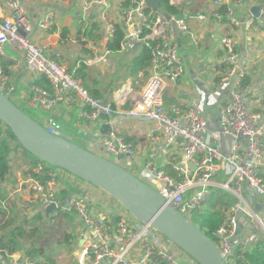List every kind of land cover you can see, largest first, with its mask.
<instances>
[{
	"label": "built area",
	"instance_id": "1",
	"mask_svg": "<svg viewBox=\"0 0 264 264\" xmlns=\"http://www.w3.org/2000/svg\"><path fill=\"white\" fill-rule=\"evenodd\" d=\"M233 1L243 3V0L210 2V16L216 24H223L225 20L234 30L242 32L256 22L264 23V0H245L250 1L248 8L261 6L259 18L249 11L245 20L237 16ZM124 2H127L126 6H123ZM187 2L169 0L170 5L181 8ZM52 3L69 5L71 2L52 0ZM221 5L225 6L223 12L218 10ZM115 6L110 12L107 0H84L82 3L84 12L94 7L100 8L97 20L100 39L97 43L91 42L93 55L84 57L82 62L87 66L105 65L114 70L107 57L111 53L107 49V42L117 24L124 32L118 53L134 50L136 42L148 47L150 68L144 85L135 90L133 83L125 84L114 93L115 99L130 101L129 109L122 112L124 116L154 123L158 141L149 152L140 179L153 185L165 203L189 221L212 191L219 189L229 193L234 198L233 204L227 208L223 222L215 232L217 240L214 243L224 262L231 264V257L238 248H244L264 236V181L261 176L264 170V112L249 107L250 89L242 84L247 57L240 52L235 36L224 35L220 38L223 53L219 64L227 67L221 82L227 87V92L217 108V114L213 115L216 122L211 124L199 94H195L188 103L165 102L167 86L175 85L185 73L176 33L189 32L188 11L178 17L158 8L153 10L155 17L152 19L145 0H117ZM195 18L206 21L208 14H196ZM54 19L55 11L49 9L38 21L32 22L23 7V0H0V56L4 54L5 45L20 52L25 68L45 76L51 85L50 90L30 85L26 103L33 108L50 110L64 99H76L89 109L85 116L90 121L111 116L116 109L110 102L105 100L101 104L103 99L92 97L74 77L73 71H68L51 58L46 45L35 42V32L50 28ZM138 77L141 78L142 74L139 73ZM134 83L138 82L135 80ZM15 91L16 86L4 78L0 63V92L11 99ZM0 127L6 128L1 121ZM58 127L53 119H49L45 129L61 136ZM3 137L0 134V138ZM161 152L166 153L169 158L167 164H172L178 176L166 174L158 164L157 157ZM104 153L106 157H126L134 153V148L114 128H110L105 134ZM41 170L42 165L38 164L33 172ZM49 176L42 183L27 173L16 191L19 192L22 185L26 186L28 194L21 206L26 209L27 218L43 212L52 223L55 216L60 214L65 220H78L81 227L75 244L78 249L77 264H199L149 222L139 220L118 201L113 199L119 208L106 210L102 199L100 203L103 209L98 211L93 207L94 202L86 197L85 191L61 196L60 191L65 186L54 171H49ZM52 203L55 207L47 214L46 208ZM0 204L4 208L7 206L5 200H0ZM257 205L260 206L259 210L255 208ZM239 223L242 227L238 231ZM168 242L173 246H169ZM0 264L47 262L32 258L24 251H15L0 253Z\"/></svg>",
	"mask_w": 264,
	"mask_h": 264
},
{
	"label": "crops",
	"instance_id": "2",
	"mask_svg": "<svg viewBox=\"0 0 264 264\" xmlns=\"http://www.w3.org/2000/svg\"><path fill=\"white\" fill-rule=\"evenodd\" d=\"M107 1L109 10L116 7L115 5L117 0ZM70 2L71 3L69 5H55L52 3V0H23V7L32 22L38 21L49 9H53L55 11L54 24L44 31L37 30L34 34V40L39 44H46L48 46L47 54L51 58L56 57L64 66L69 65L70 60H72V65L70 67H66L68 71L71 69L74 72L84 57L93 55L90 48L91 42L95 41L97 43L96 40L100 39V25L97 21L99 20L100 8L94 7L92 10L84 12L81 7L84 0H70ZM233 2V7L235 8L237 16L241 20H245L248 17V12L251 8H248L250 1L245 2V0H243V3L241 2L242 4L237 1ZM210 10L207 0H188L187 3L182 5L181 10L179 11L180 14H176L178 17H182L184 16V12L188 11L187 23L189 26V32L176 33V37L180 45L182 61L185 66V73L183 74V77L185 75L187 77L184 83L187 85V81H189L192 85L190 87L195 89V93L201 96L204 111L207 115L212 114L210 123L214 124L216 119H214L213 115L217 114V108L226 97L227 92V87L221 81L218 84L214 83V79L217 76H220L219 63L223 53L221 47L218 46V40H220V38L224 35L235 36L238 39L240 52L243 56L247 57L245 71L250 80L248 86L251 94L250 98L251 104L253 105L252 107L260 112H264V103L262 102V99H264V47L261 48L258 45L259 41L264 39V23L256 22L251 28L241 32V30H234V28L230 27L227 23L218 25L211 18H208L206 21H199L195 18L196 14H208V11ZM114 12L115 9L112 13ZM91 22L95 23L97 26L95 36L92 37L88 35L85 28L87 25V27H89L90 24H92ZM84 28L85 30H83ZM252 30L253 35L251 34ZM246 35L248 36V39L246 38ZM88 38L91 39L88 40ZM85 39L87 40V43L83 45L82 41ZM84 48L88 50L89 53L84 52ZM129 53L130 52L125 54ZM121 54L122 53L111 52L107 56L108 60L114 65L113 71H110V69L105 65H100L99 67H88L91 69L94 68L98 72L102 73H107V71L112 72L109 74L114 75L117 72L116 68L120 66L115 58L117 56H121ZM20 57H22L20 52H17L11 47L5 45L4 54L0 56V63L3 69L4 78L7 82L14 84L17 88L16 91L20 89V93L17 96L20 104L28 107L29 105L26 103V100L29 87L38 75L27 70ZM4 64L7 66V69L4 68ZM194 64L198 65V68L195 67ZM203 64H206L207 66L203 72L208 77L210 76L207 83L204 81V76L201 75L200 69L204 67ZM88 70L91 71L90 69ZM147 77L144 78V76H142V82ZM134 80L136 79L133 77L126 78V80L117 89L121 88V86L125 84L133 83ZM142 82H140V84H143ZM134 85L135 84H133V86ZM167 88L166 93L168 92ZM177 88L175 93L171 95V98L180 103H187L190 92L179 89V86H177ZM116 90H114L111 96L107 97V99L103 98L113 105L116 112L109 117L104 116L103 118H98L95 121L88 120L85 116L86 107L81 105L76 99H64L59 102L56 107L50 110L39 109L43 111L46 124L49 119H53L58 124H63L66 129V134L62 135L60 133L62 137L70 140L68 137L80 134L87 138L86 143L90 147L89 150L94 153H96L94 151L96 150V154L102 156L105 155L104 141L106 134L102 131L105 128L107 131H109L110 128H114L120 136L124 139H128V143L133 146L135 155L137 154L135 162L138 160V165L135 167L132 166L130 163L124 161L125 158H123L122 161L131 165L137 171L140 170L139 172L141 174V168L147 161L150 150L158 141V137L154 132V128L147 126L148 130H144V124L142 121L148 120L132 116H124V114H122V112L129 109L130 101H125L123 98L115 99L114 93ZM166 160H169V158L167 159L166 153L164 152H161V155L157 157V162L161 165V168L167 164ZM20 165V169L23 173L21 174V172H17V175H19L20 178L15 185L16 194L14 193V196L24 199L28 194L26 186L22 185L19 192L16 191V188L18 187L20 180L25 177V170L28 169V166L22 159ZM73 182L74 181L71 179H67L65 184L70 185V188H72L71 184H74ZM88 185H77L78 191H85L87 193L86 197L94 202L95 205H98V203H100L103 199V196L99 191L100 189L95 191V187L90 185L91 188H88ZM103 207L106 210L113 209V207L106 205Z\"/></svg>",
	"mask_w": 264,
	"mask_h": 264
},
{
	"label": "trees",
	"instance_id": "3",
	"mask_svg": "<svg viewBox=\"0 0 264 264\" xmlns=\"http://www.w3.org/2000/svg\"><path fill=\"white\" fill-rule=\"evenodd\" d=\"M211 1L212 0H207L209 10L211 7ZM126 4L127 2H124L123 6H126ZM224 8L225 6L221 5L219 6L218 10L220 12H223ZM159 9L169 15H179L181 7L170 5L169 0H160ZM210 11H208V18H211ZM148 12L151 14V17L153 19L155 17V11L149 8ZM91 23L92 24H90L89 27H87L88 25L85 27L90 37L95 36V30L97 29L96 24L93 22ZM223 23H226L225 20H223ZM85 28L83 30H85ZM145 32H148V29H145ZM123 35L124 32L122 27L117 24L115 26L113 36L107 42V49H109L110 52L116 53L119 50V45L123 39ZM90 39L88 38V40ZM148 42L150 43L151 41ZM86 43V39L82 41L83 45H85ZM83 51L89 53V51L85 48ZM128 52H130L129 59L127 61L121 62L120 66L118 67V69L120 70L118 74L116 73L109 77V80L106 84V86L111 89L109 94H112V92L116 90L128 77L136 78L139 73H142L144 78L149 76L148 73L150 68V53L148 47L145 44H142L135 50ZM53 59L58 61L56 57H53ZM3 66L5 69H7V66L5 64ZM88 69L90 68L81 61L79 66L73 72V75L81 82V84L87 89L92 97L98 99H107V95L105 92L106 88L101 86V83L97 79V77L92 76V73H90L91 71H89ZM226 69L227 67L225 65L219 66L220 76H217L214 79L215 84H218L221 81L223 72ZM69 70L70 72L72 71L71 69ZM249 82V76H247L246 74L242 81V84L246 86L249 84ZM31 85H38L49 90L51 89L50 83L43 75H38ZM262 100V102L264 103V99ZM175 102L177 103L178 101L173 100L171 104ZM21 109L24 111L23 108ZM88 111L89 109L86 107L85 113H87ZM102 132L107 133L108 131L105 128ZM0 134L4 136L3 138H0V200L7 197L8 192L6 190L8 188H6V185L11 183V185H14L16 183V176H14L15 165L13 159L19 151L21 159L24 160L25 164L28 166L25 176L27 173H31L40 182H46V180L50 177L49 171H54V168L56 167H52L46 164L45 162L39 160L37 157L33 156L31 153L22 148V146L19 144L17 139L7 127H0ZM124 141L128 142L129 140L124 139ZM38 164L42 165V170L35 173L33 172V169H35ZM171 165L172 164H166L162 169L166 174L176 176L177 173L173 171ZM261 176L264 181V170ZM56 177L60 179L59 175H57ZM69 192H71L70 189L67 190L66 188H64L60 191V194L61 196H65ZM233 200L234 198L229 193L223 190L216 189L212 191L204 202V205L194 212L192 222L193 219L196 220L199 229L203 231L208 238L216 241L217 238L215 232L217 228L222 224L223 219L226 215V210L231 204H233ZM7 204L8 206H6V208L2 207V205L0 204L1 255H3L5 252L12 253L19 249H26L25 244L27 241H29L30 248L26 249L25 251L27 254L37 256L38 258H42L44 256L47 264H58L54 261L53 257L48 256L43 252L44 242L47 241V230L45 231V229H47V226L44 222L43 215L36 214L31 219L27 218L23 212V209L19 205L20 198L10 200ZM69 220L70 219H68L67 221ZM70 238L71 236L63 231V236L57 237L55 240L59 243H66ZM231 259V264H264V236H261L257 241L252 242L244 248H238L236 252H234V255H232ZM162 264H166V262H162Z\"/></svg>",
	"mask_w": 264,
	"mask_h": 264
},
{
	"label": "water",
	"instance_id": "4",
	"mask_svg": "<svg viewBox=\"0 0 264 264\" xmlns=\"http://www.w3.org/2000/svg\"><path fill=\"white\" fill-rule=\"evenodd\" d=\"M145 2L152 10L159 8L160 0ZM260 7L252 6L250 14L259 18ZM139 45L140 42H136L134 49ZM104 102L105 99L101 104ZM0 121L26 151L46 164L100 189L139 220L149 222L199 264H226L213 240L193 222L166 204L153 185L142 181L121 166L120 161L129 156H102L62 136L49 133L44 125L28 116L8 95L1 92ZM54 207V203L50 204L46 213H50ZM255 208L259 210L260 206ZM241 227L242 224L239 223L238 231Z\"/></svg>",
	"mask_w": 264,
	"mask_h": 264
},
{
	"label": "rangeland",
	"instance_id": "5",
	"mask_svg": "<svg viewBox=\"0 0 264 264\" xmlns=\"http://www.w3.org/2000/svg\"><path fill=\"white\" fill-rule=\"evenodd\" d=\"M251 34L253 35V30L251 31ZM258 45L261 48H263L264 47V39L261 40V41H259ZM216 46H217V43H216ZM218 46L221 47L220 40H218ZM129 56H130L129 54L122 53L121 56H117L115 59L118 62V64H121V62L127 61L129 59ZM57 62L61 66H63L64 68H66V69H67V67H70L72 65V60H70L69 65H66L67 67L64 66L63 64H61L59 61H57ZM203 66L204 67L202 69H200V68L199 69L201 70V75L204 76L205 83H207V81H208V79H209L210 76L208 77L203 72V70L207 67L206 64H203ZM195 67L198 68V65H195ZM90 70L92 72V76L97 77V79L101 83V86L106 88L105 89V92H106L107 97H109L111 95V94H109V92H110L111 89H109V87L106 86V84H107V82L109 80V77L111 76L109 73H112V72H108L107 71V73H108L107 74V73H102V72L99 73L94 68H92V69L90 68ZM116 70H117L116 73L118 74V72L120 70L118 68H116ZM110 71H112V69H110ZM135 79H136V81L138 83L136 84V83H134L135 80L133 81V84H135L134 85V88H139L142 85V84H140V82H142V77L139 78L137 76ZM186 79H187L186 75L184 77L181 76L179 78V80L177 81V84L176 85L168 86V88H167L168 92L167 93L165 92V102H166V104L167 103H171L174 100V99L171 98V95L175 93L177 86H179V89H182L183 91L190 92L189 98L187 100L188 102L196 94L195 93L196 92L195 89H193L192 87H190L192 85L190 84L189 81H187V85L184 83V81ZM144 81L142 83H144ZM16 90H17V88H16ZM19 93H20V89H18V91L14 92L11 95V100L15 104H17L19 107L23 108L24 111L28 114V116H30L32 119L36 120L41 125L46 126V123H45L46 120H45V116L43 114V111L41 109H39V108H32V107H29V106L27 107V106L21 105L20 104V101L17 98V96L19 95ZM252 106L253 105L251 104V98H250L249 107L250 108H253ZM208 116L210 117L209 119L212 118V114H208ZM142 123L144 124V126H143L144 127V130H148V127L147 126L154 128V123L151 122V121L150 122H148V121H142ZM58 126H59L58 129H57L58 132H60L62 135L66 134V129L63 126V124H58ZM68 138L71 141H73L75 144L80 145V146H82L84 148L90 149V147L86 143L87 142V138L86 137H84V136H82L80 134H76V136L73 135V136L68 137ZM94 151L97 153L96 150H94ZM19 153H20V151L14 156V159H13L14 160V165H15V168H14V170H15L14 171L15 172L14 173V176H16V178H15L16 183L14 185H11L12 183L6 185V188H8L6 191L10 194V196L7 193V197L5 199H2V200H5L7 206H8L7 203H9L10 200H14L15 198L16 199L20 198L18 196H14V193H15V185L17 184V182L19 181V178H20L19 175H17V172L19 171V172H21V174L23 173V171L20 169L21 168V165H20L21 155ZM136 155H135V152H134L131 156L126 157L124 159V161H126L127 163H130L132 166L135 167V166L138 165V160L135 162ZM110 157L113 159L112 156H110ZM124 161H122V160L120 161L121 166L123 168L127 169V170H130L137 177L141 178V174L139 172L140 170L137 171L135 168H133L131 165L125 163ZM141 170H142V168H141ZM54 172L57 175L60 176L61 183L63 184V186L66 187L67 190L70 189L71 194L77 195L78 193H80V194L82 193V192H79L78 191L77 185H79V184H81L83 186L84 185H88L84 181L80 180L79 178H76L75 176H73V175H71V174H69V173H67L65 171H62V170H60L58 168H54ZM67 179H71L72 181H74L73 182L74 184H71V187L72 188H70V185L64 184ZM87 187L88 188H91L90 185H88ZM94 190L97 191L96 188H94ZM100 193L103 196V204L104 205L110 206V207H117V208H119V205L116 204V202L111 197H109L108 195H105L101 191H100ZM22 202H23V199L20 198V204L19 205L23 209L24 214L26 215V213H27V212L25 213V210L26 209H24V207L21 206ZM93 207L94 208H97L98 211H101L103 209V207L101 206V203H98V205H95ZM38 214H42L43 215L44 222H45V224L47 226V229H45V231L47 230V233H46L47 241H45L44 242V245H43V249H44L43 252H44V254L53 257L54 258V261L56 263H58V264H77V260H78L77 259L78 249L75 246V244H76V242L78 241V238H79V232H80L79 226L81 227L80 223L77 222L78 220L74 218V219H70L69 221H67V219L65 220L64 217L60 214L58 216H55V222L52 223V222H50V219L47 218V216H46L45 213L40 212ZM26 217H27V215H26ZM32 217L33 216L29 217V219H31ZM193 223H195L197 225V221L194 220V219H193ZM63 231L66 232L67 234H69L71 236V238L66 243H59L55 239L57 237H62L63 236ZM168 245L169 246H173L170 242H168ZM25 247H26V249H29L30 248V242L29 241L26 242ZM26 249H19L17 251H24L25 252ZM28 255L30 257H32V258H35V259H43L45 261V257L44 256L42 258H40V257L38 258L37 256H34V255H30V254H28Z\"/></svg>",
	"mask_w": 264,
	"mask_h": 264
}]
</instances>
